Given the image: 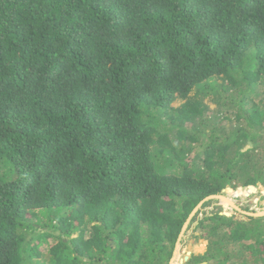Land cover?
Wrapping results in <instances>:
<instances>
[{
    "label": "trees",
    "instance_id": "1",
    "mask_svg": "<svg viewBox=\"0 0 264 264\" xmlns=\"http://www.w3.org/2000/svg\"><path fill=\"white\" fill-rule=\"evenodd\" d=\"M263 142L264 0H0V264H170ZM213 202L187 264H264Z\"/></svg>",
    "mask_w": 264,
    "mask_h": 264
},
{
    "label": "rangeland",
    "instance_id": "2",
    "mask_svg": "<svg viewBox=\"0 0 264 264\" xmlns=\"http://www.w3.org/2000/svg\"><path fill=\"white\" fill-rule=\"evenodd\" d=\"M177 104L178 103L176 102L174 106H177ZM262 144L264 145V142ZM236 185L238 186V189L243 190L246 193L238 196L234 194L235 192L238 191V189H236L234 193L226 192L224 196L227 197L232 202H234L244 211L247 210L246 212L264 213V188L258 186L257 191L253 192L252 190L249 189V187H239L240 183H237ZM218 207L222 209L223 214L227 213L231 215L230 217L234 216L237 219H244L245 217L244 215L234 211L227 203L220 201L213 202V205L211 207L206 208L205 212L215 211ZM190 225L188 226L187 231L184 233L182 237L180 247L175 256L174 264H187L188 261L185 262L184 260L186 256H189V253H191L192 255H203L206 252L208 243L205 242L204 240H197L199 233L195 232L194 225L193 227H190ZM202 246L204 248L200 249ZM42 249L44 254L48 253L47 246H43Z\"/></svg>",
    "mask_w": 264,
    "mask_h": 264
},
{
    "label": "water",
    "instance_id": "3",
    "mask_svg": "<svg viewBox=\"0 0 264 264\" xmlns=\"http://www.w3.org/2000/svg\"><path fill=\"white\" fill-rule=\"evenodd\" d=\"M249 189L256 192L257 191V187L256 186H249ZM231 191V189H229ZM227 191H224V194L226 193ZM232 192V191H231ZM209 201H220V202H224V203H227L234 211L244 215V216H249V217H264V213H249V212H246L244 211L243 209H241L239 206H237L234 202H232L231 200H229L227 197H225L224 195H214V196H210L208 197L207 199H205L203 202H201L197 208L193 211V213L191 214L190 218L188 219L187 223L184 225L183 227V230L180 234V237L178 239V242H177V245H176V249H175V252H174V257L172 258L170 264H174V260H175V256L177 254V251L180 247V243H181V240H182V237L184 235V233L187 231L188 229V226L190 225L191 223V220L193 219V217H195V215L198 213V211L202 208V206L209 202ZM225 216H228L230 217L231 215L225 213L224 214ZM192 254L189 253V256H186L185 257V262H187L190 258ZM205 264V263H204Z\"/></svg>",
    "mask_w": 264,
    "mask_h": 264
},
{
    "label": "bare ground",
    "instance_id": "4",
    "mask_svg": "<svg viewBox=\"0 0 264 264\" xmlns=\"http://www.w3.org/2000/svg\"><path fill=\"white\" fill-rule=\"evenodd\" d=\"M235 194L239 196V194H238V193H235Z\"/></svg>",
    "mask_w": 264,
    "mask_h": 264
}]
</instances>
